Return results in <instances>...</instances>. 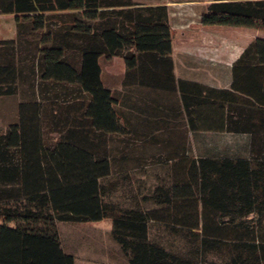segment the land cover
<instances>
[{"label":"trees","instance_id":"1","mask_svg":"<svg viewBox=\"0 0 264 264\" xmlns=\"http://www.w3.org/2000/svg\"><path fill=\"white\" fill-rule=\"evenodd\" d=\"M0 13H11L15 26L14 36L0 34V94L44 87L53 130L61 132L43 138L37 99L21 100L18 120L0 129V264H77L58 223L106 217L128 264H264V150L197 153L186 133L171 148L141 151L96 141L95 128L125 125L124 98L104 84L101 58L121 56L126 74L149 62L170 65L166 4L0 0ZM200 20L264 29V0H210ZM257 65L264 67L262 36L232 67L237 75ZM231 87L264 103L260 81L235 78ZM179 91V124L192 128L190 113L198 115L206 97L234 92L185 79ZM159 165L165 175L145 185L143 174Z\"/></svg>","mask_w":264,"mask_h":264},{"label":"crops","instance_id":"2","mask_svg":"<svg viewBox=\"0 0 264 264\" xmlns=\"http://www.w3.org/2000/svg\"><path fill=\"white\" fill-rule=\"evenodd\" d=\"M133 1L136 5L166 4L173 32L172 63L159 65L149 62L146 68L149 72L145 69L136 74H126V66L121 56L106 57L107 72L102 66L101 76L105 85L118 93L119 98H124L125 125L123 131L95 128L96 141L119 151H141L163 148L160 146L163 143L168 144L166 148H171L176 141L174 138L180 133H186L188 149L197 153L234 151L246 154L250 150H264V103L231 87L235 78L240 83H264V67L244 66L238 69L237 75L232 67L235 58L251 39L255 36L264 37V29L254 27L250 33L243 29L242 41L229 42L224 37L215 38L213 33L206 29L209 24L200 20L210 0ZM1 23L0 21L1 36H14L13 21L7 29ZM180 79L234 92L223 94V98L219 92L215 98L208 97L214 100L213 102L206 97L199 108V114L190 113L194 124L197 125L192 128L189 123L179 124L181 116L185 120V115L180 113ZM262 90L264 92L263 88ZM203 94L201 96H204ZM45 95V88L43 87L39 94L36 85L27 95H21L19 92L0 94V129L18 120L21 100L37 99L41 101L43 138L49 141L59 138L61 132L53 130L50 99H46ZM216 106L219 110L215 109ZM148 119L153 121V124H149ZM223 121L225 126L219 127ZM227 124L232 127L227 128ZM149 134L155 135L157 140L149 141Z\"/></svg>","mask_w":264,"mask_h":264},{"label":"rangeland","instance_id":"3","mask_svg":"<svg viewBox=\"0 0 264 264\" xmlns=\"http://www.w3.org/2000/svg\"><path fill=\"white\" fill-rule=\"evenodd\" d=\"M0 21L7 29V26L12 24V14L0 13ZM206 29H209L217 39L224 37L229 42H240L243 38L241 36L243 29H247L250 33L255 28L243 25L209 24ZM106 60V57L101 58V64L105 71L108 67ZM116 65L118 66V63ZM154 167L155 172H153L154 168L150 167L151 169L143 174L145 185H153L154 182L161 179V176L165 175L166 166ZM58 225L63 246L66 250L75 253L77 264H128L127 256L111 235V219L109 217L98 221H61Z\"/></svg>","mask_w":264,"mask_h":264}]
</instances>
